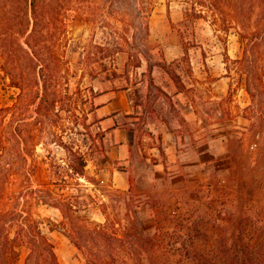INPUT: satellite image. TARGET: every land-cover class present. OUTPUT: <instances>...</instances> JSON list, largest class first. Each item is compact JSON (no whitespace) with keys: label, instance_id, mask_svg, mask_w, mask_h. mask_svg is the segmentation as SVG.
Here are the masks:
<instances>
[{"label":"rangeland","instance_id":"1","mask_svg":"<svg viewBox=\"0 0 264 264\" xmlns=\"http://www.w3.org/2000/svg\"><path fill=\"white\" fill-rule=\"evenodd\" d=\"M12 37L39 49L46 79H54L51 91L69 79L76 114L87 112L91 130L87 134L82 120L64 111L47 125L36 121L34 109L1 111L18 99L19 91L4 83L0 70V132L22 125L36 136L34 187L49 182L50 162L67 161V150L52 141L58 134L86 154L91 180L66 175L69 184L55 191L79 196L82 215L109 224L121 236L157 231L160 264H198L194 258L201 255L246 253L264 245V123H255L264 113V93L259 104L252 101L245 89L248 74L242 73L264 66V0H0V41ZM246 47L249 60L237 62ZM16 53L19 72L28 74ZM172 72L180 76L179 83ZM163 86L171 87L173 95ZM80 87L93 88L95 95L131 88L142 149L152 141L151 126L143 123L148 111L191 135L195 145L204 136L216 154L193 171L185 188L170 191L169 177L150 176L135 153L128 168L138 176L129 191L123 190L125 178L116 172L125 165L110 159L109 130L76 93ZM175 91L182 95L174 97ZM190 103L196 113L190 112ZM117 121L130 122L124 115ZM11 180L6 193L18 189V174ZM9 208L0 205V211ZM27 210L52 238L62 264H101L90 259L91 253L110 252L105 246L78 249L55 225L62 219L58 209L31 203ZM27 253L23 247L20 264Z\"/></svg>","mask_w":264,"mask_h":264},{"label":"trees","instance_id":"2","mask_svg":"<svg viewBox=\"0 0 264 264\" xmlns=\"http://www.w3.org/2000/svg\"><path fill=\"white\" fill-rule=\"evenodd\" d=\"M18 39L12 37L3 44L0 41V52L2 49L4 55V60H2L0 53V70L4 73V83L19 91L18 99L10 106L1 108V111L26 112L34 109L37 113L36 121L44 125L51 123L54 116L62 117V111L67 115L72 113L77 119L82 120L81 124L86 133L90 134L87 112L83 110L82 116L76 114V95L71 92L69 79L66 78L61 89L56 92L51 91L55 84L53 78L46 79L44 73L46 60L41 58L39 49L33 48L31 42L26 41L28 45L26 48ZM17 51L21 53L24 60L22 65L28 70V74L19 72L20 65L15 58ZM251 54V50L246 47L244 57L236 61L240 63L247 61ZM256 69L257 67L254 65L251 69L246 68L245 72L242 73L248 74L245 85L246 91L252 101H258L259 104V101L263 99L261 94L264 93V66L260 72ZM171 76L177 83L180 82V76L176 72H172ZM88 92H91V96L88 95ZM76 93L80 95L85 105H91L90 112L95 113L96 105L92 97L95 98L96 95L93 88L82 89L80 87ZM57 109L58 111H56ZM255 119V123H264V113ZM21 126L13 127L10 125L4 133L2 130L0 132V205H10L8 210L0 211V264H20L23 247L28 249L23 264H62L52 238L43 231L41 222L34 217L32 212L27 210L31 203L58 209L62 219L55 225L67 234L78 249L89 250L91 246L92 248L105 246L110 249V252H106L104 255L90 252L92 255L90 259L94 263L160 264L162 256L158 252L161 244L157 231L146 236L139 233L121 236L117 232H111L109 224L94 221L87 214L82 215L79 196L55 191L56 187L60 190L61 186L69 184L66 175L72 178L76 177L75 179L91 180L86 169L88 165L86 154L82 150L71 148L63 141L61 135L54 134L52 141L67 150V161L64 164L59 160L50 162L48 168L49 182L40 183L42 188L34 187L38 181L36 159L32 152L37 145L36 136L29 132L26 133V130L22 129ZM13 174H18V189L6 193L8 185L12 183ZM129 181L132 187L134 177H130ZM53 185L54 188H52ZM78 220H83L82 224ZM158 227L159 224L156 230ZM170 251L171 249H169ZM194 261L198 264H264V245H260L255 251L246 253L232 251L226 254L216 253L208 257L201 255L195 257Z\"/></svg>","mask_w":264,"mask_h":264},{"label":"crops","instance_id":"3","mask_svg":"<svg viewBox=\"0 0 264 264\" xmlns=\"http://www.w3.org/2000/svg\"><path fill=\"white\" fill-rule=\"evenodd\" d=\"M170 89L171 87L163 86L165 92L173 95ZM130 90L131 88L101 92L94 98L95 114L100 119V123L109 130L107 153L110 159L125 165V168L118 169L116 172V175L125 178L122 189L129 191L131 189L130 177L138 176L128 168L131 166L135 153H140L141 160H144L146 167L151 171L150 176L169 177L167 189L175 191L185 188L193 171L197 168H204L210 163L212 153L216 154V150L212 149V142L201 136L200 141L195 145L191 135L178 132L176 127L170 124L171 122L168 123L167 120L160 119L146 111L143 123L151 126L149 136L152 141L142 149L138 144V130L134 128L133 119L136 120L138 117L133 115ZM180 95H182L181 91L174 92V97ZM188 108L190 112L196 113L192 103L188 105ZM121 115H124V118L129 119L130 122L120 125L117 119ZM190 140L191 144L188 143ZM175 179L178 180L177 184Z\"/></svg>","mask_w":264,"mask_h":264}]
</instances>
